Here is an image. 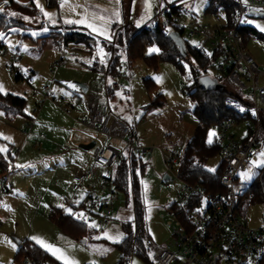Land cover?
Returning a JSON list of instances; mask_svg holds the SVG:
<instances>
[{
  "label": "rangeland",
  "instance_id": "obj_1",
  "mask_svg": "<svg viewBox=\"0 0 264 264\" xmlns=\"http://www.w3.org/2000/svg\"><path fill=\"white\" fill-rule=\"evenodd\" d=\"M14 2L18 10L9 4H1L5 10L3 14L17 26L6 33L0 30V41L4 44V47H0V86L3 89L0 93L25 98L26 116H18L13 123H9L0 109V149H5L1 152L9 162L8 172L0 176V185L5 178L10 191L0 196V264H13L19 247L17 240H30L49 257L65 264L64 259L57 258L60 253L54 255L46 250L31 239L34 236L60 249L64 257L76 264H118L120 252L113 244L125 236L122 223L133 218L131 204L126 202L123 194L117 193L114 214L106 224L97 220L79 221L87 228L96 230L94 240H74L63 234L51 221L53 208H61L68 214L74 212L71 208L72 175L88 172L92 168V162L86 159L83 147L90 137L98 142L100 138L75 121L78 117L75 110L74 116L70 117L51 101H46L39 108L35 89L43 85L51 87L56 95L71 97L75 91L83 96L85 93L80 85L86 86L87 95L93 96L91 101L97 104L108 102L116 107L119 116L130 118L126 120L135 129L137 138L146 145L155 146V151L144 157L147 164L142 178L145 234L147 239L152 238L159 246L169 243L172 232L167 222L173 219L169 206L176 200L182 187L174 159L179 148L185 147L193 136L197 125L193 114L194 103L186 93V87L191 83L190 64L186 63L184 72H181L172 63L159 62L157 68H152L143 59H137L131 64L130 80H122V89L119 91L112 93L109 90V97L107 89L119 76L105 75L93 70V66L96 62L103 65L105 57L115 52L110 53L101 47L98 39L92 50L83 44L64 47L61 43L66 35L79 31L70 28L72 25L87 29L95 38L114 42L112 27L115 22H130L140 28L150 16L172 3L180 4L186 21L193 18L213 25L219 19L224 23L223 14L219 12L217 17L206 15L208 0H56L54 7H49L47 0ZM41 7L51 16H46ZM23 9H34L38 15H28ZM13 12L18 15H10ZM69 20L83 22L66 23ZM249 28L255 29L258 34L248 39L247 50L264 69V17H251ZM189 43L192 46L198 44L194 40ZM152 48L158 49L157 46L147 47L146 56L158 53H150L149 49ZM17 53L22 55L21 66L31 82L16 80V75L12 73L7 58ZM61 57L64 63L52 72L53 61ZM206 75L213 78L221 76L217 63ZM227 87L237 93L232 85ZM160 95L164 104L150 106L152 102L162 101V98H158ZM262 152L264 145L256 150L250 165L242 172L248 173L251 169V179L240 173L239 185L250 186L264 164V157L260 155ZM220 163L218 154L208 160L205 167L215 168L216 171ZM167 174L171 180L165 179ZM99 175H102L101 171ZM95 183L92 181L85 185L93 186ZM79 195L83 197V193ZM240 214L244 217L242 220L255 227L261 222L262 206L248 208L247 202L242 201ZM93 223L95 227L91 226ZM131 264L148 263L134 256Z\"/></svg>",
  "mask_w": 264,
  "mask_h": 264
},
{
  "label": "built area",
  "instance_id": "obj_2",
  "mask_svg": "<svg viewBox=\"0 0 264 264\" xmlns=\"http://www.w3.org/2000/svg\"><path fill=\"white\" fill-rule=\"evenodd\" d=\"M236 1L238 11L230 26L217 27L193 18L186 21L185 13L176 9V4L162 8L143 26L148 30L161 26L170 31H182L185 39L198 42V48L217 53L218 71L225 74L240 93L239 98H227L225 104L244 116L241 122L225 119L213 129V138L221 157L220 165L223 167V191L212 192L199 183L182 182L174 201L175 208L169 210L173 219L167 222V227L172 232V240L162 246L157 245L152 238L146 240L154 264H262L264 261V200L255 202L252 195L246 199L248 208L262 206L260 224L255 227L248 225L240 214L241 197L248 187L238 184L239 174L250 165L256 150L264 145V69L248 52L244 37L250 18L264 11V0ZM253 10L256 11L255 15H252ZM95 39L108 52L123 55L125 47L112 41ZM7 60L14 75L31 82L21 66L20 53L13 54ZM63 63V57L55 59L51 65L52 72ZM122 69V75L111 84L113 92L122 89V80H130L126 61ZM35 94L39 98V108L46 101H51L66 114L73 115L72 102L76 94L73 97L56 95L47 85L35 89ZM76 120L84 128L102 136L103 140L92 149L84 150L92 158L93 169L73 176L71 202L76 207V219L80 222L97 220L106 224L114 214L117 201L114 180L116 166L127 152L132 153L138 161L153 153L155 146L142 143L135 129L115 116L107 104H90ZM183 152L184 147H180L176 153L174 164L177 167ZM99 170L103 172L101 176ZM96 179L99 180L96 187L100 190L85 186ZM8 189L3 178L0 196ZM80 192H84L82 198ZM80 214L83 219L78 218ZM13 264L59 262L53 259L40 261L30 255H23Z\"/></svg>",
  "mask_w": 264,
  "mask_h": 264
},
{
  "label": "trees",
  "instance_id": "obj_3",
  "mask_svg": "<svg viewBox=\"0 0 264 264\" xmlns=\"http://www.w3.org/2000/svg\"><path fill=\"white\" fill-rule=\"evenodd\" d=\"M0 1L2 4L3 0ZM8 4L10 7L18 10L14 0H9ZM56 4V0H47L49 7H54ZM169 5L171 4L166 6ZM176 9L180 10L181 8L176 6ZM23 10L28 15H38L34 9ZM237 11L238 4L236 0H208L205 14L217 17L219 12H221L225 22L222 25H213L225 27L231 25ZM10 20L3 13H0V30L6 33L17 26L14 22L12 24ZM70 28L79 31L66 35L61 43L62 46L68 47L70 44H83L87 48L93 49L96 39L87 29L74 25ZM112 29L114 43L120 47H125L123 55L116 53L107 55L103 65H99L96 62L93 70H99L108 76L118 77L122 75V66L125 61L128 64H132L137 59H143L152 68H157L159 62H168L175 65L181 72H184L186 63L190 64L191 83L186 87V93L194 103L193 114L197 120V125L193 136L184 147V152L179 160L177 167L178 178L182 182L199 183L208 191H223L221 185L223 167L220 165L214 172H209L205 167L208 160L219 154V147L214 138L212 139V143L208 142L209 131L225 119H234L241 122L244 120V116L225 104L226 99L229 97H240V93L236 88L234 89L237 90V93H234L227 87L230 82L226 75L221 73V76L217 78L206 75L207 71L213 68L216 63L218 54L211 53L209 55L208 52L203 51L197 46H192L189 40L184 38L182 31H170L161 26L148 30L143 27L137 28L130 22L123 24L115 22ZM171 32L177 33L178 38H170L169 34ZM255 34H258L255 29L248 28L244 31L246 44L251 35ZM149 46H157L158 53L146 56L145 52ZM0 47H4L1 41ZM204 77L211 78V82L209 83L204 80ZM15 78L16 80L22 79L19 75H16ZM109 90L112 93L114 92L111 87L107 89V96L110 97L111 92ZM158 98H162L161 95ZM25 104L26 99L23 97L0 93V109L6 114L9 122L18 116H26L24 111ZM163 104L162 98V101L152 102L150 106ZM130 126L133 127L131 124ZM8 170L9 162L0 151V176L5 175ZM146 170L147 164L144 162V158L136 161L135 156L130 152H127L122 157L120 163L115 168L114 180L117 193L125 196L126 202L131 204L133 212L132 220L122 223V228L125 232L124 238L113 244L114 248L120 252L118 264H131L134 256H137L148 264H154L152 255L150 258L149 249L146 246V213L142 187V178ZM251 195L255 202H262L264 200V164L259 168L252 183L241 197V201H246ZM72 207L74 211L72 214L65 213L61 208H53L50 213L51 221L63 234L74 240H94L96 230L87 228L85 224L80 223L75 218L76 207L73 204ZM174 208L175 204L173 202L169 206V210ZM18 246L14 261L23 255H30L40 261L53 259L40 246L30 240L22 241ZM262 264H264V261Z\"/></svg>",
  "mask_w": 264,
  "mask_h": 264
},
{
  "label": "crops",
  "instance_id": "obj_4",
  "mask_svg": "<svg viewBox=\"0 0 264 264\" xmlns=\"http://www.w3.org/2000/svg\"><path fill=\"white\" fill-rule=\"evenodd\" d=\"M173 4V3H172ZM174 4H176L178 7H180L181 9V11H183L184 12V10H183V8L180 6V4H178V3H174ZM185 13V12H184ZM192 13V15H195L193 12H191ZM155 14V13H154ZM153 14V15H154ZM152 15V16H153ZM152 16H150L143 24H142V26L141 27H143L150 19H151V17ZM196 16V15H195ZM216 22L217 23H215V24H223V23H221V21L218 19V20H216ZM224 22H225V20H224ZM133 26H136V25H134V24H132ZM73 26V25H72ZM137 28H139V27H137ZM114 40V39H113ZM127 62V61H126ZM128 63V62H127ZM131 64H129V71H130V68H131ZM83 90V89H82ZM84 91V90H83ZM87 92H88V88H87ZM87 92H85L84 91V95L83 96H80V94L78 93V92H74L73 94H76V96L74 97V99H73V101H75V102H72V107H73V110H75V113H77V115L79 116V115H81V114H84L85 112H86V109H87V107L90 105V104H97V103H95L94 101H91V98L93 97L92 95H87ZM103 104H107V105H109V107L111 108V110H112V112H113V114L115 115V116H117L118 118H120V119H122V120H124V121H126V122H128L126 119H123L121 116H119V114L116 112V107H112L108 102L107 103H103ZM78 106V107H77ZM3 112V111H2ZM4 113V112H3ZM74 113V114H75ZM4 116H5V118L8 120V118H7V116H6V114L4 113ZM70 116V115H69ZM74 115H72V116H70V117H73ZM32 119V118H31ZM14 120H15V118L11 121V122H9V120H8V122L9 123H13L14 122ZM75 121L76 122H78L76 119H75ZM79 123V122H78ZM129 123V122H128ZM32 127V126H31ZM32 129V128H31ZM86 129V128H85ZM73 130V129H72ZM71 130V131H72ZM87 131H89V132H91L94 136H96V138H100V141L98 142V140L97 139H95L94 137H90L88 140H87V142L85 141V144H86V146H89L92 142H95V144H99L102 140H103V138H102V136H100V135H96V133H93V131H90V130H88V129H86ZM25 132H27V131H25ZM77 139H78V137H77ZM78 142H82V140L81 141H78ZM85 146V147H86ZM83 150H85L84 149V147H83ZM84 154H85V152H84ZM86 155V154H85ZM86 159L88 160V159H90L91 160V162H92V158H91V156H87L86 155ZM91 169H93V162H92V168ZM90 169V170H91ZM89 170V171H90ZM100 171L102 172V170H99V173H100ZM86 173V172H85ZM103 173V172H102ZM75 174V173H74ZM78 174H83V173H78ZM71 178V177H70ZM72 179H73V175H72ZM71 179V180H72ZM94 182H96L95 183V185H93V186H90V187H96L97 186V184H98V179H96V180H93ZM92 182V181H91ZM86 187L87 186H89V185H85ZM97 188V187H96ZM8 193H10V191H9V189H8V191H7ZM80 193H83V195H84V192H80ZM71 208H72V202H71ZM72 211H73V208H72ZM34 243V242H33ZM39 246V245H38Z\"/></svg>",
  "mask_w": 264,
  "mask_h": 264
},
{
  "label": "snow or ice",
  "instance_id": "obj_5",
  "mask_svg": "<svg viewBox=\"0 0 264 264\" xmlns=\"http://www.w3.org/2000/svg\"><path fill=\"white\" fill-rule=\"evenodd\" d=\"M8 2H9V0H3V3L6 5V4H8ZM17 2H19V0H17ZM38 6H39V4H38ZM5 10H4V8L2 7V6H0V13H3ZM41 11L42 12H44V9L41 7ZM44 14L46 15V16H51V14L50 13H47V12H44ZM10 15H12V16H16V15H18L17 13H15V12H13V13H11ZM24 19H26V20H28V19H30V18H28V17H24ZM101 19H103L102 17H101ZM77 22H83V21H71V20H69V21H66V23H77ZM53 23H55V21H53ZM89 27H93L92 25H89ZM45 31H47V29H44ZM159 50L158 49H156V48H152V49H149V52L151 53V52H158ZM209 55H211V53H209ZM101 62H103V60H101ZM157 80H159V77H157ZM71 87H75V85H71ZM3 89H2V86H0V91H2ZM242 111H243V109H241ZM0 115H2V113H0ZM29 115H31L30 113H29ZM126 119H130V118H127L126 117ZM215 135V133L214 132H210L209 133V140H208V142L209 143H212V136H214ZM5 139H10L9 137H5ZM0 151H5V149H0ZM260 155L262 156V157H264V152H262V153H260ZM209 172H214L215 171V168H208L207 169ZM242 176H244V177H246L247 179H251V176L253 175V173H252V170L251 169H249V171H248V173H242L241 174ZM60 207H63V205H60ZM69 212L71 211V210H68ZM197 211H200L199 209L197 210ZM78 218H81V219H83V215L82 214H80V216L78 217ZM91 226H93V227H95V224L93 223ZM31 239H33L34 241H36L38 244H40L42 247H44L46 250H49V251H51L54 255L55 254H57V253H60V255H58L57 256V258L58 259H64V261H65V264H76V262L75 261H70V260H68L66 257H64L63 256V254H62V252H61V250L60 249H57V248H55L54 246H52V245H50V244H46L42 239H40L39 237H32ZM13 247H15V245L13 244ZM151 255V254H150ZM92 264H95V262H92Z\"/></svg>",
  "mask_w": 264,
  "mask_h": 264
},
{
  "label": "water",
  "instance_id": "obj_6",
  "mask_svg": "<svg viewBox=\"0 0 264 264\" xmlns=\"http://www.w3.org/2000/svg\"><path fill=\"white\" fill-rule=\"evenodd\" d=\"M0 5H1V1H0ZM255 14H256V11L253 10V11H252V15H255ZM257 15L260 16V17H264V11H260V12H258ZM169 37H170V38H178V35H177V33H175V32H171V33L169 34ZM203 79L206 80V81L209 82V83L211 82V78H209V77H204ZM212 82H213V80H212ZM80 87H81L85 92H87V87H86V86H84V85H80ZM94 146H95V142H92L89 146L84 147V149H85V150L92 149ZM165 179H167V180H171L172 178H171V176H169V175L167 174V175H165ZM17 244H21V240H17Z\"/></svg>",
  "mask_w": 264,
  "mask_h": 264
}]
</instances>
